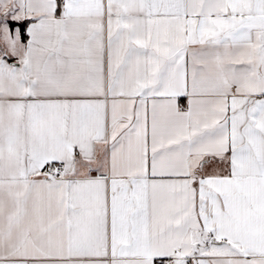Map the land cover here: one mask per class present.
<instances>
[{
  "label": "snow or ice",
  "instance_id": "obj_1",
  "mask_svg": "<svg viewBox=\"0 0 264 264\" xmlns=\"http://www.w3.org/2000/svg\"><path fill=\"white\" fill-rule=\"evenodd\" d=\"M0 264H264V0H0Z\"/></svg>",
  "mask_w": 264,
  "mask_h": 264
}]
</instances>
